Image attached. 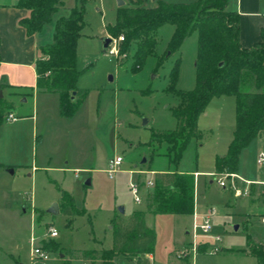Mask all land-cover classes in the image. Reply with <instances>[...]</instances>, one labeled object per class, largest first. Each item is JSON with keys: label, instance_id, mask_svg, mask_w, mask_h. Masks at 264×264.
<instances>
[{"label": "rangeland", "instance_id": "374dc122", "mask_svg": "<svg viewBox=\"0 0 264 264\" xmlns=\"http://www.w3.org/2000/svg\"><path fill=\"white\" fill-rule=\"evenodd\" d=\"M123 1V6L128 7L138 0ZM156 1L141 0V5L153 7ZM163 1L189 3L194 0ZM6 2L0 0V3ZM75 5H80V0H64L52 21L43 26L41 39H46L47 34L51 38L55 20L66 16ZM118 8L117 0H84V27L77 41V68L81 72L77 85L85 89L87 95L72 117L59 114L57 95L38 93L34 97L26 95V100L18 104V113L34 115L36 133L33 138L30 132L25 137H15L12 124L0 125V161L5 159V141L12 150L18 146L23 151L21 158H11V161L18 159L19 165L9 169L0 166V264H83L75 257L79 250L111 248L112 212L120 213L119 207L140 206L127 188L137 177L128 172L134 169L147 170L141 178L149 177L151 170L196 172L195 215L200 218L210 214L212 224L209 234L199 232L198 235L221 237L220 251L204 255L198 264H243L251 260L226 252L231 248H245L248 235L256 230L264 231V226L257 218L246 226L241 224L238 212L226 207L232 191L219 186L215 175V159L227 152L233 137L235 97L216 96L208 102L197 120V136L189 141L180 160L174 164L167 144L158 141L155 135L178 126L172 109L179 98L166 90L169 72L176 60H179L176 88L188 91L195 86L198 32L192 31L177 50L169 53L166 49L174 27L163 24L157 30L155 54L146 57L142 66L135 69L134 43L122 55L118 54L122 45L119 41L110 46V49L115 47L114 53L102 50V38L111 36L107 28L115 24ZM162 58V63L157 65V60ZM240 89L255 90L244 82ZM10 110L13 108L7 111ZM144 120L147 122L143 123ZM31 126L29 123L26 128L30 131ZM263 151L264 140L256 138L242 150L243 162L238 168L242 178L264 180V167L257 163ZM113 156H122L123 163L121 171L110 179L105 169ZM142 159H145L144 164H141ZM47 164L54 169L46 170ZM33 166L38 170L33 171ZM65 167L70 170L64 172ZM87 180L90 184L85 183ZM59 188L72 196L76 215L61 212ZM238 200L239 207L248 203V198ZM53 203L59 205L56 214L47 211ZM32 204L36 207L34 213H31ZM148 221L156 235V261L176 264L183 243L191 240L182 230L190 217L156 215ZM50 226L58 231V236L51 240L59 250L48 252L46 260L32 261L31 237H34V245L50 240L47 237ZM205 246L200 242L202 250H210ZM115 264L136 263L118 257ZM140 264L152 263L143 258Z\"/></svg>", "mask_w": 264, "mask_h": 264}, {"label": "trees", "instance_id": "16d2710c", "mask_svg": "<svg viewBox=\"0 0 264 264\" xmlns=\"http://www.w3.org/2000/svg\"><path fill=\"white\" fill-rule=\"evenodd\" d=\"M64 0H17L14 7L28 13L18 20L27 35L39 32L51 22L54 13ZM226 0H194L189 3H167L157 0L155 6L144 7L141 0L131 6L117 9L116 21L107 31L113 37L123 36L119 55L131 43L135 44L134 68H140L149 55L155 54L157 30L163 24L174 27L166 52L177 50L183 40L194 30L198 32L195 60V86L184 91L176 88L179 60L169 72L166 90L179 98L172 109L178 126L155 135L167 144L168 154L177 164L189 141L197 136L196 125L208 102L216 96L235 97V127L227 152L215 159V172H237L240 152L255 138L264 137V28L261 42L244 48L238 40V14L226 8ZM84 27V0L69 9L66 16L54 22L52 40L39 45L35 62L36 87L58 95L59 114L72 117L79 109L87 91L77 85L81 74L77 68V41ZM128 47V48H127ZM164 58V57H163ZM157 60V65L162 63ZM221 64V65H220ZM254 91H242L241 84ZM253 84V86H252ZM2 89L0 82V90ZM11 105L0 97V123ZM61 212L67 216L77 214L72 196L59 188ZM145 211L135 212L127 220L116 217L111 228V249L82 250L81 259L86 264H115L122 256L128 261L151 253L155 233L145 225L144 215L191 214L194 209V175L190 173H155L153 186L144 193ZM250 251L257 264H264L262 247L250 243ZM47 252L59 250L53 240L41 242ZM70 255L73 253L69 252Z\"/></svg>", "mask_w": 264, "mask_h": 264}, {"label": "crops", "instance_id": "0c3cea01", "mask_svg": "<svg viewBox=\"0 0 264 264\" xmlns=\"http://www.w3.org/2000/svg\"><path fill=\"white\" fill-rule=\"evenodd\" d=\"M16 1L17 0H7L6 3H0V82L2 86V89L0 91L4 96V99L7 102H9L11 108H13V110H10L9 112L16 116L15 121L7 122L12 124L14 127L13 128L14 136L21 138V137H25L30 132L31 137L33 138L34 134L36 133V125H35L36 120L34 118V115L18 113V104L26 100L24 99L26 95H31L32 97H34V95H37L38 93L57 95L56 93L44 92L36 87L35 62L37 59V48L39 45H43L51 42L50 40H52V36L50 38L49 35L47 34L46 39H41V36L39 35L40 33H42L43 27L39 32L32 35H27L25 30L18 24V20L26 16L28 12L25 9L14 7ZM226 3H227L226 8L229 11H234L238 14V26H239L238 40L240 45L244 48H250L255 44L261 42L262 40L261 30L262 28H264V0H226ZM52 27L54 28V26ZM4 122L6 121L4 120L2 123H0V125L3 124ZM23 123H27V124H23ZM29 123H32L30 131L28 127L26 128V126ZM256 139L264 140V137H257ZM5 145H6V151L4 152L5 159L4 161H0V166H4L6 169H9L11 167L19 165L20 161H18V159L17 161H11V158H15V159L21 158L23 151L18 146L17 148H13L12 150V147H10L9 143H7L6 141H5ZM241 152L239 155L238 168L240 163L243 162V158H241L242 157ZM44 168L46 170L54 169L52 167H48V164ZM32 169L33 171L38 170L36 169L35 166H33ZM68 170H70V168L67 167L63 168L64 172ZM145 172H147V170ZM163 172H173V171L154 172L153 170H151L149 171L150 173L149 177H145V178L142 177V178L153 179L155 173H163ZM174 172L187 173L178 170ZM237 173H238V169H237ZM192 174L194 175V198H195L196 172H193ZM261 189L262 188L260 185H256V184L251 185L250 194L248 196L237 197L234 194H232L231 199L226 202V207L228 210L231 211L235 209L238 212V214L242 217L241 224H243L244 226L250 224L255 218H257L258 220L260 216L264 213V195L262 194ZM145 192H147V190L143 192L142 194L143 197ZM241 198H248L247 201L248 203H246L244 207L238 206L240 202L238 199ZM143 202L144 201L140 203V206H134L130 208L124 206L123 213H118L116 210L113 211L110 222H112V220L116 217H121L122 219L127 220L135 212L145 211V205L142 204ZM31 208H32L31 213H34V209L36 207L33 208V204H32ZM25 210L26 207L23 206V211ZM156 215L189 216L190 221L182 227L183 234L189 238L193 217L195 215V205L193 212L191 214H154L151 212H147L144 215V221H145V225L148 228L152 229V227L149 225V221H148L149 218L154 217ZM110 229H112L111 226ZM199 241L203 242V244L206 245L205 247H210L209 245L212 242L208 238H200ZM155 242H156V235H155ZM189 242L190 240L188 242H184L182 247L187 246ZM250 243L252 244L257 243L263 245L264 231L256 230L253 234L248 235L247 244L245 248L243 249L231 248L229 249L228 252H226V254L240 255L243 259L246 258L251 259L248 261H243L242 262L243 264H257L256 257L250 251V245H249ZM199 248L194 257L189 255L180 259L178 258L176 264H198L201 257H203L204 255L215 254L208 249L202 250L201 248L200 249ZM93 250H100V249H93ZM80 251L82 250L76 252L75 257L78 258L79 262L86 264L81 259ZM143 258L150 260L152 264H173V263H164L163 261H156L154 255V247L151 253L142 254L134 258L130 262H135L136 264H140ZM238 261H241V259H239Z\"/></svg>", "mask_w": 264, "mask_h": 264}, {"label": "built area", "instance_id": "2783aa9c", "mask_svg": "<svg viewBox=\"0 0 264 264\" xmlns=\"http://www.w3.org/2000/svg\"><path fill=\"white\" fill-rule=\"evenodd\" d=\"M123 39H124L123 36L120 35L117 37V40L113 38L112 43L116 41L122 42ZM108 51L110 53H114L115 47L111 49L109 47ZM4 120L6 122L15 121L16 116L9 112L4 116ZM122 163H123L122 156H113L108 160L105 172L110 179L114 178L115 174L121 171ZM257 163L259 166L264 167V151L259 153L257 157ZM128 172L137 176L135 179H133L128 183V190L132 196L133 201L137 204H140L143 201V195H142L143 192L150 189L153 186V179L141 178L140 175L145 174L146 172L138 169L129 170ZM215 175L217 176L216 181L219 184V186H221L222 188H228L237 197L248 196L250 194V186L255 184L261 186L262 194L264 195V180L262 181L247 180L242 178L237 172L224 171V172L215 173ZM259 219H260V223L264 225V213L260 216ZM211 229H212V224H211L210 214L201 216L200 218L194 215L193 223L189 233L191 240L187 246H184L179 250V252L177 253V257L179 259L189 255L194 257L200 244L199 239L206 238V237H199L198 233L202 232L203 234H209ZM57 236H58L57 229L53 226H50L47 230V237L51 239ZM208 239L212 241L211 244L209 245L210 251L212 253H218L221 249L219 245V243L221 242V237L218 235L216 236L210 235ZM31 245L32 248L30 250V259L32 261L46 260L48 258V252L42 248L41 244L34 245V237H31ZM262 248L264 252V244L262 245Z\"/></svg>", "mask_w": 264, "mask_h": 264}, {"label": "water", "instance_id": "95a60500", "mask_svg": "<svg viewBox=\"0 0 264 264\" xmlns=\"http://www.w3.org/2000/svg\"><path fill=\"white\" fill-rule=\"evenodd\" d=\"M124 5V1L123 0H117V6L118 7H121ZM113 42V37L111 36H104L102 38V50L104 52L108 51L110 45L112 44ZM221 65V64H220ZM0 97H2V92L0 91ZM147 120H144L143 123H146ZM145 163V159H142L141 161V164H144ZM86 184H90V180H87L85 182ZM49 213H52V214H56L59 212V209H58V204L57 203H53L47 210ZM119 212L120 213H123L124 212V208L123 207H119Z\"/></svg>", "mask_w": 264, "mask_h": 264}]
</instances>
